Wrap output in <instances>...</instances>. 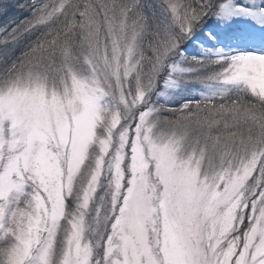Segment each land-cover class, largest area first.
Instances as JSON below:
<instances>
[{"label": "snow or ice", "instance_id": "1", "mask_svg": "<svg viewBox=\"0 0 264 264\" xmlns=\"http://www.w3.org/2000/svg\"><path fill=\"white\" fill-rule=\"evenodd\" d=\"M0 264H264V0H0Z\"/></svg>", "mask_w": 264, "mask_h": 264}]
</instances>
